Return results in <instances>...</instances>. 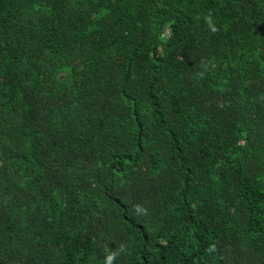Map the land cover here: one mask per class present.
Returning a JSON list of instances; mask_svg holds the SVG:
<instances>
[{
  "label": "trees",
  "instance_id": "obj_1",
  "mask_svg": "<svg viewBox=\"0 0 264 264\" xmlns=\"http://www.w3.org/2000/svg\"><path fill=\"white\" fill-rule=\"evenodd\" d=\"M264 264V0H0V264Z\"/></svg>",
  "mask_w": 264,
  "mask_h": 264
},
{
  "label": "clouds",
  "instance_id": "obj_2",
  "mask_svg": "<svg viewBox=\"0 0 264 264\" xmlns=\"http://www.w3.org/2000/svg\"><path fill=\"white\" fill-rule=\"evenodd\" d=\"M115 253H113V254H111V255H109L108 257H107V264H113V260L115 259Z\"/></svg>",
  "mask_w": 264,
  "mask_h": 264
}]
</instances>
